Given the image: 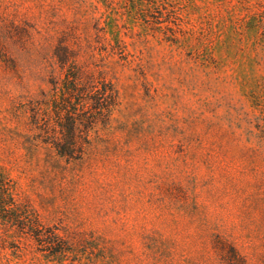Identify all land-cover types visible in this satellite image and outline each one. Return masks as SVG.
I'll list each match as a JSON object with an SVG mask.
<instances>
[{
  "label": "rangeland",
  "instance_id": "obj_1",
  "mask_svg": "<svg viewBox=\"0 0 264 264\" xmlns=\"http://www.w3.org/2000/svg\"><path fill=\"white\" fill-rule=\"evenodd\" d=\"M60 41L118 92L79 160L30 123ZM0 264H264V0H0Z\"/></svg>",
  "mask_w": 264,
  "mask_h": 264
},
{
  "label": "trees",
  "instance_id": "obj_2",
  "mask_svg": "<svg viewBox=\"0 0 264 264\" xmlns=\"http://www.w3.org/2000/svg\"><path fill=\"white\" fill-rule=\"evenodd\" d=\"M48 91L29 103L30 123L37 130L36 139L50 144L67 160L81 159L93 143L92 131L98 121L107 122L117 104L118 92L102 72H96L73 60L74 52L60 41L54 50ZM30 225L29 231L38 239L58 244L55 231ZM58 240V241H57Z\"/></svg>",
  "mask_w": 264,
  "mask_h": 264
}]
</instances>
